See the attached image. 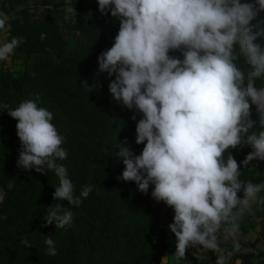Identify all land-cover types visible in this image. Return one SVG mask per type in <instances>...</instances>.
I'll list each match as a JSON object with an SVG mask.
<instances>
[{
	"label": "clouds",
	"instance_id": "obj_1",
	"mask_svg": "<svg viewBox=\"0 0 264 264\" xmlns=\"http://www.w3.org/2000/svg\"><path fill=\"white\" fill-rule=\"evenodd\" d=\"M101 15L119 21L112 46L97 57L98 73L114 76L112 98L141 118L135 125L136 155L125 138L116 158L124 170L118 177L174 210L168 225L175 236V264L189 248L216 255L227 264L232 252L221 247L236 241L240 224L254 205H264V182L241 179V166L264 161V0H97ZM64 0L66 19L77 13ZM12 16L0 11V62H10L21 40L10 37ZM255 21V22H254ZM170 53H179L172 55ZM247 67H244V66ZM87 86V85H86ZM97 86V85H96ZM255 107L256 119L252 118ZM17 121L21 148L17 167L58 178L53 199L78 207L92 192L82 186L77 195L67 168L64 137L53 114L33 100L15 108L0 105ZM252 149L238 164L229 149ZM8 189L14 187L8 184ZM238 193H242L241 196ZM5 193L0 192V203ZM45 223L56 229L71 226L73 211L60 203L49 206ZM7 219V217H3ZM25 247L31 245L22 241ZM47 254L57 250L51 237ZM240 245L234 243L233 251ZM194 255L201 259L195 251ZM160 264H169V255Z\"/></svg>",
	"mask_w": 264,
	"mask_h": 264
},
{
	"label": "trees",
	"instance_id": "obj_2",
	"mask_svg": "<svg viewBox=\"0 0 264 264\" xmlns=\"http://www.w3.org/2000/svg\"><path fill=\"white\" fill-rule=\"evenodd\" d=\"M73 3L77 15L66 19L64 0H0V11L12 16L9 38L21 40L11 58L19 68L0 62V105L15 108L33 100L48 109L67 151V158L57 162L67 168L77 195L85 184L93 189L78 207L54 200L59 181L53 172L17 167L21 148L17 121L0 108V192L5 193L0 203V264H154L165 255L169 264H175L176 240L168 228L174 210L153 200V185L143 194L134 182L118 179L124 165L116 158L117 144L124 146L126 138L136 155L144 146L135 143L141 115L133 120L134 112L108 91L115 77L97 72V57L112 46L119 21L101 15L97 0ZM257 42L264 45V40ZM261 86L264 83L258 80L257 87ZM252 113L256 119L254 106ZM251 150L245 145L228 151L240 164ZM241 171L243 180L264 182V161L254 160ZM9 183L14 187L8 189ZM56 203L73 211L70 227L42 226L48 207ZM49 237L55 256L47 254ZM24 240L31 245L25 247ZM220 242L226 254L233 253L227 264H264V205H254L245 215L236 241L221 235ZM235 242L239 251H233ZM188 250L193 254L180 264H215L212 251L198 246ZM195 251L208 259L199 260Z\"/></svg>",
	"mask_w": 264,
	"mask_h": 264
},
{
	"label": "rangeland",
	"instance_id": "obj_3",
	"mask_svg": "<svg viewBox=\"0 0 264 264\" xmlns=\"http://www.w3.org/2000/svg\"><path fill=\"white\" fill-rule=\"evenodd\" d=\"M35 13L37 12V10L34 11ZM37 14V13H36ZM4 66L5 67H8V68H11V69H18L19 68V62L18 61H15V60H11L10 62H5L4 63ZM191 254H193L190 250H187L186 251V255L185 257H188L190 256ZM160 260L161 258L154 264H160Z\"/></svg>",
	"mask_w": 264,
	"mask_h": 264
}]
</instances>
